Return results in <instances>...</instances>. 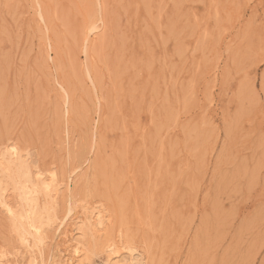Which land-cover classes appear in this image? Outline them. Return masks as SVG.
Here are the masks:
<instances>
[{
	"label": "rangeland",
	"instance_id": "rangeland-1",
	"mask_svg": "<svg viewBox=\"0 0 264 264\" xmlns=\"http://www.w3.org/2000/svg\"><path fill=\"white\" fill-rule=\"evenodd\" d=\"M0 110V153L58 182L38 264H264V0H0Z\"/></svg>",
	"mask_w": 264,
	"mask_h": 264
},
{
	"label": "bare ground",
	"instance_id": "bare-ground-1",
	"mask_svg": "<svg viewBox=\"0 0 264 264\" xmlns=\"http://www.w3.org/2000/svg\"><path fill=\"white\" fill-rule=\"evenodd\" d=\"M76 1V0H75ZM80 2V1H79ZM41 15V14H40ZM93 25V24H92ZM92 25H90V27L88 28L89 31H92L93 27ZM86 27V26H85ZM88 27V26H87ZM87 29V28H86ZM84 32V31H83ZM82 33V32H81ZM96 35V34H95ZM86 37V36H85ZM85 40V39H84ZM82 40V41H84ZM58 41V39H57ZM94 42V40H93ZM99 44V43H98ZM93 45V44H92ZM95 45V44H94ZM101 47V46H99ZM88 48V47H86ZM87 50V49H86ZM86 52V51H85ZM49 54V53H47ZM86 55V53H85ZM49 56V55H48ZM46 58H47V55H46ZM94 78V77H93ZM109 80H112V79H109ZM96 82V81H95ZM61 88H63V86L61 85ZM68 87H66L67 89ZM65 89V90H66ZM72 89V88H71ZM63 91H64V88H63ZM68 90H66L65 92H67ZM72 91V90H71ZM69 92V91H68ZM106 93V92H105ZM70 96V95H69ZM68 96V97H69ZM66 97V96H65ZM103 97V96H102ZM105 97V96H104ZM4 105V104H3ZM148 106V105H147ZM5 109V108H4ZM1 111V110H0ZM3 117V116H2ZM73 117V116H72ZM74 119V118H73ZM10 120V119H9ZM71 120V119H70ZM9 124V123H8ZM229 128V127H228ZM8 131V130H7ZM228 133V131H227ZM5 151V150H4ZM2 153V152H1ZM0 153V154H1ZM22 153H20L18 151L17 148L15 147H10L8 149H6V152L5 153H2L1 156L5 155V165H0V174L2 176H6L8 177L10 175V172H11V175L12 173L13 174H17V176H11V179L12 182H13V185H15V188L19 191V195L21 197V200L24 202V209L21 213L19 212H16L14 210V208L12 206H14L13 204H9L7 202V200L5 199L6 197L3 195L4 193H1L0 195V200H1V204H2V207H4V210H6V212L9 214L8 216H10L11 220L13 221L14 223V227L16 226V229L19 231L20 233V236H21V239L23 241H25L26 245L28 248L31 249V252L28 251V253L30 254L29 256V259L27 261V264H38L39 260H38V257L36 255V251H38L39 253L41 252V249H40V246L39 244H41L43 242V216H42V212L39 210V207H38V200H37V195L39 194L40 195V191H44V194L48 197H50L51 194H55L57 191L56 188L57 187V181H56V178L53 174H50L49 176H45L42 174V172H39L37 171L36 174L34 175V177H32V174H31V171L29 170L27 164H28V161L21 155ZM27 154V153H26ZM30 156V155H29ZM28 156V157H29ZM1 158V157H0ZM2 159H4V156L2 157ZM1 161V159H0ZM7 162V164H6ZM2 166V167H1ZM30 166V165H29ZM97 162H96V167H97ZM36 167V166H35ZM11 169H14L15 173L11 170ZM102 170V168H100ZM106 169V168H105ZM96 170V169H95ZM100 171V170H98ZM103 171V170H102ZM94 173V172H93ZM97 173V172H96ZM99 173V172H98ZM48 175V174H47ZM1 176V177H2ZM3 177V178H4ZM15 177V178H14ZM105 178V177H104ZM110 178V177H109ZM6 179V178H5ZM96 179V178H95ZM112 179V178H111ZM1 180V179H0ZM33 180H35V183H33ZM2 181V180H1ZM7 181V180H6ZM80 181V180H79ZM110 181V180H109ZM105 182H108L107 180H105ZM1 183V182H0ZM95 184V183H93ZM102 185V184H101ZM11 186V185H10ZM80 186V185H79ZM77 186V187H79ZM85 186V185H84ZM89 186V185H88ZM93 187V186H92ZM96 187V186H94ZM14 188V187H13ZM1 189L2 190H5L3 189L2 187H0V192H1ZM81 190V189H80ZM103 190V189H102ZM101 190V191H102ZM15 191V190H14ZM41 191V192H42ZM16 192V191H15ZM13 192V194L15 193ZM84 192V191H83ZM86 192V191H85ZM93 192V191H92ZM99 192V191H98ZM80 193V192H79ZM57 194V193H56ZM82 194V193H81ZM85 194V193H84ZM99 194V193H98ZM16 195V194H15ZM86 195V194H85ZM89 196V195H88ZM75 197V196H74ZM52 198V197H51ZM80 198V197H79ZM50 199V198H49ZM84 199V197H83ZM82 199V200H83ZM21 200H19L21 202ZM85 200V199H84ZM48 201V200H47ZM15 202V201H14ZM18 202V201H17ZM45 204V203H44ZM76 204V203H75ZM22 205V204H21ZM44 206V205H43ZM23 207V206H21ZM18 208V207H17ZM42 209V208H41ZM46 209V208H45ZM45 209H43L45 211ZM72 209V208H71ZM49 210V209H48ZM94 210V209H93ZM70 211V210H69ZM75 211V210H74ZM53 214V212H52ZM93 214V213H92ZM5 215V214H4ZM69 215V213H68ZM94 217H95V220H97L98 224H101L103 223V220L102 218L103 215L101 214V211L98 210L96 212V214H93ZM92 215V217H93ZM55 216V215H54ZM112 217V216H111ZM56 218V217H55ZM9 219V218H8ZM64 219V217H63ZM91 219V218H90ZM52 220V219H51ZM108 220V219H107ZM120 220V219H119ZM105 221V220H104ZM50 222V221H49ZM87 222V221H86ZM93 222V221H92ZM119 224V222H118ZM57 225V224H56ZM64 221L62 220L59 224H58V230L60 229L61 226H64ZM91 225V224H90ZM95 225V224H93ZM79 227V226H78ZM81 227V226H80ZM79 227V228H80ZM94 227V226H93ZM100 227V226H99ZM120 227V226H119ZM110 229V228H109ZM63 230V229H62ZM121 230V229H120ZM13 231V230H12ZM60 232V231H59ZM106 233V232H105ZM16 234V233H15ZM17 235V234H16ZM31 236L32 240L29 239V236ZM64 235V234H63ZM105 235V234H104ZM122 235V234H121ZM87 236V235H86ZM96 236V234H95ZM124 236V235H123ZM67 237V235H66ZM83 237V235H82ZM89 237V236H88ZM105 237V236H104ZM125 237V236H124ZM19 238V237H18ZM76 238V237H75ZM119 238V237H118ZM130 238V237H129ZM6 239V238H5ZM91 239V238H90ZM111 239V238H110ZM131 239V238H130ZM7 240V239H6ZM73 240V239H72ZM98 240V239H97ZM85 241V240H84ZM110 241V240H109ZM126 241V240H125ZM7 242V241H6ZM9 242V241H8ZM102 242V241H101ZM113 242V241H112ZM21 243V242H20ZM96 243V242H95ZM99 243V242H98ZM96 243V244H98ZM109 243V242H108ZM78 244V243H76ZM103 244V243H102ZM23 246V245H22ZM84 246V245H83ZM97 246V245H96ZM24 247V246H23ZM26 247V248H27ZM80 247V246H79ZM78 247V245H75L74 247V255L75 256H78V254H80V248ZM99 247V246H98ZM98 247H97V250H98ZM90 248V247H89ZM104 250V247L102 248ZM109 250V249H108ZM130 251V250H129ZM60 251H58L59 253ZM63 253V252H62ZM60 253V254H62ZM129 258L125 259V260H121V261H117V262H113L112 264H145L143 262V258H142V255L138 252V251H132L130 252L129 254ZM60 256V255H59ZM62 256V255H61ZM60 256V257H61ZM23 259V258H22ZM48 259V258H47ZM62 260V258L60 259ZM59 260L58 262V259L57 260H54V259H48L45 263L43 264H73L72 261L73 260H65L64 259V262L65 263H61V261ZM41 261H42V258H41ZM12 262V260H11ZM11 262H8V259L5 260V257L4 255L0 254V264H13ZM17 264V263H16Z\"/></svg>",
	"mask_w": 264,
	"mask_h": 264
}]
</instances>
